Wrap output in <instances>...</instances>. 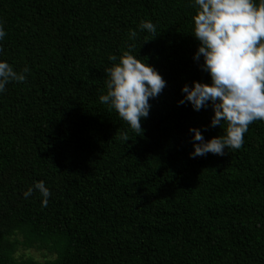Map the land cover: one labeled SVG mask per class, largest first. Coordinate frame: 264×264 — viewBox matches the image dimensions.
Returning a JSON list of instances; mask_svg holds the SVG:
<instances>
[{"label": "trees", "instance_id": "1", "mask_svg": "<svg viewBox=\"0 0 264 264\" xmlns=\"http://www.w3.org/2000/svg\"><path fill=\"white\" fill-rule=\"evenodd\" d=\"M0 264H264V0H0Z\"/></svg>", "mask_w": 264, "mask_h": 264}, {"label": "rangeland", "instance_id": "2", "mask_svg": "<svg viewBox=\"0 0 264 264\" xmlns=\"http://www.w3.org/2000/svg\"><path fill=\"white\" fill-rule=\"evenodd\" d=\"M19 256H21V255H26L27 257L28 256H32V257H34L35 259H37V260H40V261H44V255H45V253L44 252H38V251H36V250H31V251H21V252H19V254H18Z\"/></svg>", "mask_w": 264, "mask_h": 264}]
</instances>
